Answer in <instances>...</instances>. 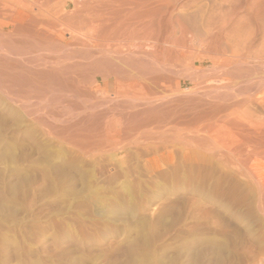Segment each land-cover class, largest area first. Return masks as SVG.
Segmentation results:
<instances>
[{
	"label": "rangeland",
	"instance_id": "374dc122",
	"mask_svg": "<svg viewBox=\"0 0 264 264\" xmlns=\"http://www.w3.org/2000/svg\"><path fill=\"white\" fill-rule=\"evenodd\" d=\"M1 53L0 264H264V201L230 166L175 141L171 116L185 130L202 114L187 101L202 95L192 84L191 105L153 113V133L118 134L85 122L75 98L56 108L44 100L60 92L11 83L2 60L25 57Z\"/></svg>",
	"mask_w": 264,
	"mask_h": 264
},
{
	"label": "bare ground",
	"instance_id": "6f19581e",
	"mask_svg": "<svg viewBox=\"0 0 264 264\" xmlns=\"http://www.w3.org/2000/svg\"><path fill=\"white\" fill-rule=\"evenodd\" d=\"M0 49L25 57L2 60L11 83L60 92L44 100L56 108L75 98L84 121L116 133H153V113L177 103L201 108L185 130L171 116L175 141L230 166L264 201V0H0ZM189 83L202 95L186 103Z\"/></svg>",
	"mask_w": 264,
	"mask_h": 264
}]
</instances>
